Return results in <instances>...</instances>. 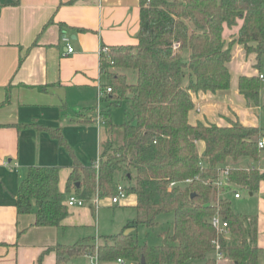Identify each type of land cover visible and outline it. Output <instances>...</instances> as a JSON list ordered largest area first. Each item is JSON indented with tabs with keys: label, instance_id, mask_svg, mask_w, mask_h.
Returning a JSON list of instances; mask_svg holds the SVG:
<instances>
[{
	"label": "trees",
	"instance_id": "obj_1",
	"mask_svg": "<svg viewBox=\"0 0 264 264\" xmlns=\"http://www.w3.org/2000/svg\"><path fill=\"white\" fill-rule=\"evenodd\" d=\"M140 5L138 43L111 47L101 56V73L112 92L102 99L109 102L104 114L109 138L98 168L96 162L84 166L74 159L65 193L59 189V168H29L17 192L18 214H35L37 227H60L69 214L70 195L83 199L95 214L96 192L100 199L112 198L123 185L137 199V216L119 234L104 238L111 242L97 246L101 264H217L212 243L218 235L211 224L217 214L229 226L227 238L219 237L224 256L235 264H259L264 250L257 246V219L236 213L213 183L229 168L230 186L223 192L259 189L264 172L242 163L260 161L264 129L239 122L192 125L189 114L195 109L194 93L230 89L227 64L235 44L255 54L261 68L264 0H140ZM238 20L243 21L239 35L227 46L224 29ZM261 90V78H240L239 91L249 105H260ZM124 105L128 121L115 126L107 119ZM45 130L74 155L60 130ZM165 216L173 217V229L161 234V245L141 243L137 232L125 235L130 228L155 229ZM92 241L58 245L57 264L94 251Z\"/></svg>",
	"mask_w": 264,
	"mask_h": 264
},
{
	"label": "crops",
	"instance_id": "obj_2",
	"mask_svg": "<svg viewBox=\"0 0 264 264\" xmlns=\"http://www.w3.org/2000/svg\"><path fill=\"white\" fill-rule=\"evenodd\" d=\"M0 5L4 6L0 15V264H57L54 248L58 245L72 246L86 239L96 247L105 243L98 218L100 205L111 207V202L99 201L95 214L88 203L69 207L60 227H37L35 214H18V188L29 168L57 167L59 189L65 193L74 159L84 166L100 159L107 130L97 122V115L98 110L103 115L109 110L108 101H98V88L105 90L108 82L101 73L100 50L138 43L140 0H0ZM242 25L238 20L235 27H225L227 46L237 39ZM257 65L255 54L235 44L227 64L230 89L194 93L190 124L225 127L239 122L264 129V108L249 105L239 91L241 77L262 75L264 81ZM111 114L107 120L112 123ZM45 129L60 130L74 155ZM199 150H204L203 143ZM242 166L264 172V154L258 163L245 161ZM234 193L241 195L237 199L234 194L236 200L244 199L241 214L257 219V246L264 250V181L255 193L244 192L247 198L241 190ZM136 204L134 195L119 204L135 215L124 219L122 230L136 219ZM68 261L88 264L85 255ZM217 264L235 263L224 257ZM259 264H264V256Z\"/></svg>",
	"mask_w": 264,
	"mask_h": 264
},
{
	"label": "rangeland",
	"instance_id": "obj_3",
	"mask_svg": "<svg viewBox=\"0 0 264 264\" xmlns=\"http://www.w3.org/2000/svg\"><path fill=\"white\" fill-rule=\"evenodd\" d=\"M261 69H262V73L264 75V60L262 61L261 64ZM105 82V79H103ZM103 105V104H102ZM260 106L262 108H264V81H262V96L260 99ZM104 109L106 108V106H103ZM129 107L124 105L121 108L115 109L112 112V116H111V121L113 124L115 125H120L122 123H125L126 121H128L129 118ZM263 113H264V109H263ZM106 137L104 142H106L109 138L108 135V129H106ZM103 142V143H104ZM247 192L245 190H241L243 197H246V193ZM234 192H238V190L236 189H231V190H225V192L221 191L220 194L223 195L224 198H229L231 200V205L233 210L238 213H244V211H242L243 206H244V199L241 201H238L234 198ZM102 203L103 202H111V207L110 206H106L103 207L102 205H100V210H101V215L100 218H98V228H100V237L102 239H104V236H109V235H115L118 234L122 231V222L124 221V219H127V217H131L134 215V212L131 209H125L123 207H119V204L114 205L112 203L111 198H105V199H101L100 200ZM135 217V215H134ZM164 219H161L160 221V226L155 228V229H148L145 227H139L137 234L139 237V240L141 243L143 244H147L149 246H158L161 245L162 241H161V234L165 231H169L173 229V217L172 216H165L163 217ZM99 223H100V227H99Z\"/></svg>",
	"mask_w": 264,
	"mask_h": 264
},
{
	"label": "built area",
	"instance_id": "obj_4",
	"mask_svg": "<svg viewBox=\"0 0 264 264\" xmlns=\"http://www.w3.org/2000/svg\"><path fill=\"white\" fill-rule=\"evenodd\" d=\"M67 41V39H66ZM180 46L179 44H176L174 46L175 49H178ZM69 52L72 53L74 51V49L69 46ZM110 50L108 47H102L100 50V56H107L109 54ZM261 79H263V76H260ZM112 92L111 88H106L105 90L100 86L98 88V101L99 103L102 102V99L104 98L105 94H110ZM97 122L100 125H105V120H104V115L102 114V112L100 110H98V115H97ZM259 148L260 149H264V139H261L259 141ZM99 166V160L96 162V167L98 168ZM229 176H230V169H224L221 174L220 177L214 181L213 185L217 188L218 191H223L226 188H229L230 184H229ZM175 186V184H171L170 187ZM240 194L239 193H235V198H240ZM127 197V192L125 190V187L123 185H120L118 187V193L117 195H115L114 197L111 198L112 203L114 205L120 204L125 198ZM99 201H100V197H99V193L96 192L95 197L92 199V204L95 206V208H98L99 205ZM67 204L69 207H79L82 208L86 205V202L81 199L78 198L77 196H70L69 199L67 200ZM211 224L213 226V228L215 229L218 238L216 240L213 241V246H214V250H215V255H216V259L221 260L223 259L225 256L221 251V243L219 241V237L220 236H227L228 235V223L226 221H224L222 219V217L217 214L216 216H214L211 219ZM227 238V237H226ZM85 258L88 261V264H101L100 260H99V255H98V248L96 247L94 251H90L85 255ZM119 263H124L123 260H118Z\"/></svg>",
	"mask_w": 264,
	"mask_h": 264
},
{
	"label": "water",
	"instance_id": "obj_5",
	"mask_svg": "<svg viewBox=\"0 0 264 264\" xmlns=\"http://www.w3.org/2000/svg\"><path fill=\"white\" fill-rule=\"evenodd\" d=\"M134 232V229L130 228L125 231V235H129Z\"/></svg>",
	"mask_w": 264,
	"mask_h": 264
}]
</instances>
